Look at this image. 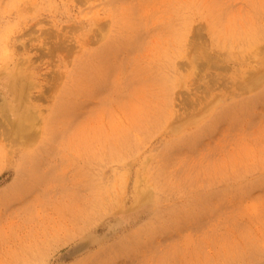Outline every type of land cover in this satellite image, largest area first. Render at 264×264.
Wrapping results in <instances>:
<instances>
[{
    "label": "rangeland",
    "instance_id": "374dc122",
    "mask_svg": "<svg viewBox=\"0 0 264 264\" xmlns=\"http://www.w3.org/2000/svg\"><path fill=\"white\" fill-rule=\"evenodd\" d=\"M0 264H264V0H0Z\"/></svg>",
    "mask_w": 264,
    "mask_h": 264
},
{
    "label": "bare ground",
    "instance_id": "6f19581e",
    "mask_svg": "<svg viewBox=\"0 0 264 264\" xmlns=\"http://www.w3.org/2000/svg\"><path fill=\"white\" fill-rule=\"evenodd\" d=\"M217 37H219V36H217ZM219 38H220V37H219ZM219 38H218V39H219ZM219 40H220V39H219ZM221 44H222V43H221ZM18 94H19V91H18ZM18 94H17V95H18ZM20 95H21V93H20ZM21 96H22V95H21ZM19 97H20V96H19ZM22 97H23V96H22ZM24 107H25V106H24ZM30 110H31V108H30ZM30 110H29V111H30ZM24 111H25V110H24ZM24 111H23V112H24ZM29 111H28V112H29ZM32 111H33V110H32ZM32 111H31V112H32ZM26 115H27V114H26ZM17 116H18V115H17ZM29 116H30V112H29ZM12 123H13V122H12ZM28 124H30V123H28ZM25 126H26V125H25ZM18 130H19V129H18Z\"/></svg>",
    "mask_w": 264,
    "mask_h": 264
}]
</instances>
